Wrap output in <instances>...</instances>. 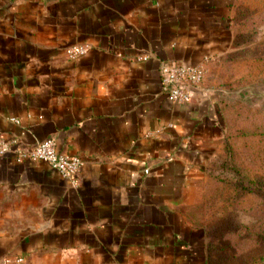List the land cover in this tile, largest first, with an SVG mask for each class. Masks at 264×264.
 <instances>
[{"label":"crops","instance_id":"1","mask_svg":"<svg viewBox=\"0 0 264 264\" xmlns=\"http://www.w3.org/2000/svg\"><path fill=\"white\" fill-rule=\"evenodd\" d=\"M236 2L0 0V139L83 161L72 185L0 157V263L207 264L191 209L224 152L223 98L173 103L159 69L230 53Z\"/></svg>","mask_w":264,"mask_h":264},{"label":"rangeland","instance_id":"2","mask_svg":"<svg viewBox=\"0 0 264 264\" xmlns=\"http://www.w3.org/2000/svg\"><path fill=\"white\" fill-rule=\"evenodd\" d=\"M232 25L234 49L204 79L225 92L224 152L199 182L191 212L208 264H264V0H237Z\"/></svg>","mask_w":264,"mask_h":264},{"label":"built area","instance_id":"3","mask_svg":"<svg viewBox=\"0 0 264 264\" xmlns=\"http://www.w3.org/2000/svg\"><path fill=\"white\" fill-rule=\"evenodd\" d=\"M87 48L84 45H73L69 48V56L72 58L85 54ZM206 61L195 66H181L162 64L160 66V78L163 87L166 89L168 99L176 104H182L190 100L191 95L185 84L202 86L206 74ZM14 156L17 162L43 161L55 169L60 176L69 180L72 185L77 183V174L83 161L75 155L60 154L55 149V142L52 138L35 144L30 148L17 145L15 140L0 139V157L5 155ZM22 258L15 260L4 259L0 264H23Z\"/></svg>","mask_w":264,"mask_h":264},{"label":"water","instance_id":"4","mask_svg":"<svg viewBox=\"0 0 264 264\" xmlns=\"http://www.w3.org/2000/svg\"><path fill=\"white\" fill-rule=\"evenodd\" d=\"M186 89L194 94H198L200 96L203 97H211L215 94H218L220 97H224L225 92H223L222 90H216L214 88L211 87H205V86H193V85H189V84H185Z\"/></svg>","mask_w":264,"mask_h":264},{"label":"trees","instance_id":"5","mask_svg":"<svg viewBox=\"0 0 264 264\" xmlns=\"http://www.w3.org/2000/svg\"><path fill=\"white\" fill-rule=\"evenodd\" d=\"M223 105H224V101H222V107H221V113H222V116H223V120H224V123H225V115H224V111H223ZM226 137V135H225ZM224 147H225V140H224ZM225 240H224V237L221 236V243H223ZM207 247V246H206ZM223 247V246H222ZM224 249V248H223ZM206 258H207V255H206ZM207 264H208V261H207Z\"/></svg>","mask_w":264,"mask_h":264}]
</instances>
